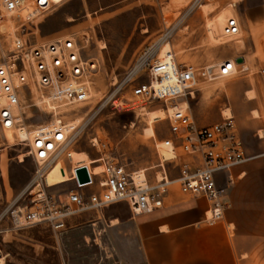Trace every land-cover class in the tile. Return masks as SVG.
I'll return each mask as SVG.
<instances>
[{
    "label": "rangeland",
    "instance_id": "1",
    "mask_svg": "<svg viewBox=\"0 0 264 264\" xmlns=\"http://www.w3.org/2000/svg\"><path fill=\"white\" fill-rule=\"evenodd\" d=\"M192 1L65 0L32 23L7 21L4 24L6 29L0 30V62L11 49L14 36H22L38 44L72 38L81 45L82 58L92 59L97 64V70L90 76L92 99L89 103L81 104L76 112L63 116L53 114L55 109L44 113L33 107L24 123L34 125L53 114L52 121L71 123L74 120L72 125L76 126L85 116L83 124L88 122L87 126L72 150L86 151L95 159L105 152L98 153L88 139L101 138L110 143L112 155L126 171L146 170L148 180L152 182L151 177L160 170L156 165L160 156L164 160L173 158L170 148L157 149L168 136L170 124L167 120H154L153 130L146 132L149 114L163 111L165 107L162 102L155 101L145 107L144 113L132 111L130 107L135 102L124 105L129 88H119L118 82L139 55L147 52V60L152 62L161 46L170 43L176 62L195 69L219 66L224 59L245 58L242 64L232 66L230 72L236 75L201 81L195 97L183 100V104L187 102L188 110L199 126L217 122L222 114L231 111L247 153L264 152V137H257V133L261 136L260 130L264 132V90L257 75L259 68L264 66V0H204L200 9L190 11ZM232 16L239 19L240 31L236 37L227 39L222 36V29ZM100 45L105 47L99 49ZM244 67L247 70H242ZM143 80L149 81L147 76ZM249 90L254 91L255 99L248 98ZM117 100L124 103L119 105V110L113 108ZM253 110L263 117L253 118ZM131 123L134 124L132 128L129 127ZM6 140L0 137V212L19 196L18 204L27 201L26 194L22 193L27 191L35 170L27 148L16 140L10 143ZM177 153L182 154L181 150ZM22 155L23 161L19 162ZM177 163L178 160H173L164 165L170 173H175ZM241 169L246 171L245 175L233 178L231 185L225 183L227 189L245 179L256 185L264 184V156L246 162ZM54 175L63 179L67 176L61 173L59 164ZM73 187L72 182H65L50 191L60 195ZM259 188L262 189H254ZM99 190L98 187H88L83 192L89 194ZM254 201L249 197L241 202L239 226L253 227ZM98 215L96 211L84 212L71 219L73 222L63 232L55 233L37 225L0 237V250L6 264H129L120 259L106 242L102 243L98 227L92 225Z\"/></svg>",
    "mask_w": 264,
    "mask_h": 264
},
{
    "label": "built area",
    "instance_id": "2",
    "mask_svg": "<svg viewBox=\"0 0 264 264\" xmlns=\"http://www.w3.org/2000/svg\"><path fill=\"white\" fill-rule=\"evenodd\" d=\"M64 1L0 0V30L6 29L4 24L7 21L32 23ZM203 3L204 0H193L190 11L200 8ZM238 32L237 19L230 18L223 33L232 37ZM11 43V49L0 62V131L6 126L28 134L18 142L27 148L35 170L27 191L22 193L26 194L27 201L18 204L19 196L0 212L1 238L37 225H43L55 233L63 232L71 219L87 211L100 212L104 206L120 201L128 204L133 217H138L162 208L164 195L174 185L184 196L203 197L208 201L206 224L221 222L230 206L226 199L227 187L222 183L233 184V168L264 156V152L247 153L231 111L222 114L217 122L199 126L188 108L181 106L183 100L195 97L201 81L231 77L230 70L234 63L237 64V58L224 59L219 66L207 65L195 69L190 65L178 64L171 50L166 54L167 62H150L145 52L138 56L118 82L119 88H129L125 104L121 103L131 105L135 102L130 107L134 112H142L155 101L163 103L170 125L168 136L159 144L170 147L173 158L164 160L160 156L156 164L160 170L150 182L147 175L142 178L138 173L126 171L125 166L112 155L110 143L99 138L98 145L90 146L98 153L102 150L105 152L97 157L104 172L101 180L94 183L88 167L72 164L70 152L79 143L88 122L66 132L62 121H51L54 113L51 118L31 126L24 121L32 114L31 108L35 107L41 112L37 100L45 97L55 103L57 114L62 116L73 114L81 104L89 103L92 99L90 76L97 70V64L92 59L82 58V47L72 38L38 44L22 36H14ZM257 75L262 80L264 90V66L259 68ZM145 76L149 81L143 80ZM152 79L157 82L153 84ZM169 105L173 107L171 113L168 111ZM113 108L119 110L120 106L113 103ZM257 137L260 139L258 133ZM178 150H181V155L177 153ZM173 160H178L177 171L171 175L164 163ZM56 164L67 175L65 182L75 185L60 195L51 192L50 188L55 186H48L45 182L48 171ZM83 167L87 170L89 181L80 184L77 170ZM88 187H98L100 190L85 194L83 191ZM0 264H6L1 250Z\"/></svg>",
    "mask_w": 264,
    "mask_h": 264
},
{
    "label": "crops",
    "instance_id": "3",
    "mask_svg": "<svg viewBox=\"0 0 264 264\" xmlns=\"http://www.w3.org/2000/svg\"><path fill=\"white\" fill-rule=\"evenodd\" d=\"M242 166L232 169V179L245 175ZM249 197L255 200L253 227H241V202ZM226 199L230 206L224 220L208 225V201L184 196L173 186L156 211L133 217L128 204L120 201L104 206L92 225L98 227L102 243L129 264H264V184L241 180L227 189Z\"/></svg>",
    "mask_w": 264,
    "mask_h": 264
},
{
    "label": "bare ground",
    "instance_id": "4",
    "mask_svg": "<svg viewBox=\"0 0 264 264\" xmlns=\"http://www.w3.org/2000/svg\"><path fill=\"white\" fill-rule=\"evenodd\" d=\"M202 5L203 4H201L200 8L202 7ZM230 18L237 19L236 16H232ZM230 18H228V20ZM227 21L225 23L223 22L224 23L223 28H224L225 24L227 23ZM237 21L239 23V31H240L239 19H237ZM238 34H239V32H238ZM222 36L226 37L227 39H232L233 37H236V36H232V37L226 36L223 33V29H222ZM104 47H105L104 45H100L99 49H103ZM170 50H171L170 43H164L163 46H161V48L159 49L158 54H156L155 61L156 62H161V61L162 62H167L166 54ZM209 66L215 67L216 65H209ZM242 70H247V68L244 67V68H242ZM236 74L237 73H231V76H234ZM152 82H153V84H155L157 81L155 79H152ZM255 95L256 94L254 93L253 90H249V92H248V98L249 99H255ZM100 96H103V94H100ZM183 103L184 102L181 103V106L185 107V108H188L187 102L185 101V104H183ZM37 104L41 105V108H42L41 112H44V113L45 112H51V111H53L55 109V111L52 112V113H56L57 114V112H56L57 111L56 110L57 107H56L55 103H52L50 101L49 98L45 97V99H43V100H41V99L37 100ZM120 104H122V103L120 101H118V100L114 102L115 106H119ZM168 109H169L168 111L171 113L173 107L168 108ZM141 111L145 112V109H143ZM163 111L160 110L158 112H154L153 114L152 113L149 114L150 117H149L148 125L146 127V132H150L151 130H153L154 120H167L168 119L167 112L165 111V113H164ZM144 112H142V113H144ZM226 114H229V113H226ZM251 114H252L253 118H262L263 117V116H260L259 112L256 111V110H253ZM84 118H85V116L81 117L79 123L76 122L78 124V125L75 124L76 126L72 125V122L74 120H72L71 123H70V121L69 122H64L63 124H65L66 132L69 131L71 128L82 126L83 122L85 121V120L83 121ZM51 121H52V119H51ZM52 122H55V121H52ZM129 127L130 128L134 127V124L131 123ZM259 133H261V136H260V139H261L263 137V135H264V132H263V130H260ZM0 137L4 138L5 140L7 139L6 141H8L10 143V142H13L15 140L16 141H23L26 137H28V134L24 133L23 130L15 131L13 127L8 128V127L5 126L0 131ZM88 142H89L90 145H92V144L93 145H98L99 138L97 139V137H91V138L88 139ZM158 147L160 149L161 148H165V149L170 148V147H165L164 145H160V144H159ZM70 152H71V162H72V164L74 166H76V165H79V166L85 165L86 167H88V170H89V173H90V178L92 179V181H94V183H96V182L101 180L103 172H104V167H103L102 163H100L99 160H97V158H95V159L91 158L90 155L86 151L77 152V151L71 150ZM23 157H24L23 155L20 156L19 162L23 161ZM56 165L54 167H52V169L49 170L48 173H47L45 182H46V184L48 186H55V185L57 186L59 184L65 183V181L68 180L66 178L65 179L61 178L59 175H54ZM145 171L146 170L141 169V170H137V171H134V172H135V174L138 173L143 178V177L146 176ZM61 173H62V171H61Z\"/></svg>",
    "mask_w": 264,
    "mask_h": 264
},
{
    "label": "water",
    "instance_id": "5",
    "mask_svg": "<svg viewBox=\"0 0 264 264\" xmlns=\"http://www.w3.org/2000/svg\"><path fill=\"white\" fill-rule=\"evenodd\" d=\"M235 62L237 64H242L243 57L242 58H237L235 60ZM77 177H78V181H79L80 184H83V182L89 181V177H88L87 170H86L85 167L80 168V169L77 170Z\"/></svg>",
    "mask_w": 264,
    "mask_h": 264
}]
</instances>
